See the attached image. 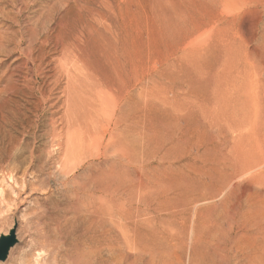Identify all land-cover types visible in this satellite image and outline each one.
<instances>
[{
	"label": "rangeland",
	"instance_id": "374dc122",
	"mask_svg": "<svg viewBox=\"0 0 264 264\" xmlns=\"http://www.w3.org/2000/svg\"><path fill=\"white\" fill-rule=\"evenodd\" d=\"M67 1L31 0L27 10L0 3L8 14H0V36L18 35L0 48V90L7 89L5 110L20 104L23 114L0 138V184L16 172L32 180L25 146L34 130L28 135L22 127L36 119L41 85L55 88L53 102L65 101L67 80L55 85L54 78L79 58V71L91 70L101 89H114L112 115L127 135L129 192L159 203V212L144 213L142 231L161 262L208 260L209 245L226 236L242 237L239 246L258 242L263 188L251 176L264 168V0ZM50 15L55 31L48 37L43 21ZM86 20L92 33H82ZM48 118L41 119L38 138ZM201 198L206 201L199 204ZM244 217L254 222L248 232L238 225Z\"/></svg>",
	"mask_w": 264,
	"mask_h": 264
},
{
	"label": "bare ground",
	"instance_id": "6f19581e",
	"mask_svg": "<svg viewBox=\"0 0 264 264\" xmlns=\"http://www.w3.org/2000/svg\"><path fill=\"white\" fill-rule=\"evenodd\" d=\"M29 1L31 0H0V3H12L19 5L20 9H26ZM87 1L89 3L91 0ZM59 4L57 2L55 5L56 12L58 11L56 6ZM88 10L91 15L92 10L90 8ZM0 14L8 16L5 9H0ZM49 18L43 21L44 34L48 37L50 30L55 31L48 26V23L52 24L54 15H50ZM40 20L42 16L38 19ZM84 23L82 33L86 30L92 33L93 24L88 20ZM31 31L34 37L39 35L36 28ZM25 34H22V37L19 35L20 44L24 43ZM17 36V34L11 38L0 36L1 50ZM5 39L10 41L5 42ZM30 40L28 38L27 51L32 47L33 42ZM1 41L5 43L1 44ZM70 48L71 46L66 49ZM67 52L70 54V51ZM78 61L79 58H75L71 67H65L58 77L54 78L55 85H59L63 77L67 80V85L65 84L67 87L63 88L66 89L65 101L61 103L59 98L58 102H53L54 99L51 100L53 95L50 97V94L55 88L50 86L52 89L50 91L47 90L46 84L41 85L38 87L40 100L35 102L36 119L22 127V133L28 135L34 130L33 143L25 146L24 140L18 141L19 146H25L29 151L28 159L31 166L29 172L32 180L27 181L23 175L14 172L15 176L8 175L0 184V198L6 201L5 204L0 203V233L8 234L16 226L19 241L3 264H163L153 248L154 243L148 239L151 246L149 249L143 242L144 213L159 212V203L144 195L134 198L129 192L131 183L126 177L128 159L124 137L127 135H124L121 119L117 117L118 115H112L117 101L111 96L114 89L112 91L110 87L101 89L98 82H95L91 70L86 69L85 74L79 71ZM6 90H0V138L9 134L7 130L9 127L16 129L15 122L17 123L23 115L20 104L18 108L9 106V109L5 110L4 104L8 103L2 96ZM59 107L64 109L63 113H61L63 109L59 110L61 109ZM46 116H49L46 120L47 132L40 134L39 138L42 141L40 144L37 135L40 121L42 122L41 119ZM136 138L133 139L134 144L137 143L135 140L139 139ZM139 141L141 142L140 139ZM251 180L263 188L259 189V198L260 204L264 207V168L252 175ZM205 199L201 198L197 202L200 204ZM242 219L240 218L239 228L248 232V227L254 222L245 217L243 221ZM257 225L259 227L254 229L256 238L253 239L258 242L250 241L252 244L239 246L240 242H244L242 237L237 240L239 236L235 238L226 236L224 242L218 241L209 245L212 246L213 254L207 258L208 260L199 262L194 260L192 264H253L256 258L260 260L258 264H264V222ZM255 244L259 247L256 248ZM195 259L200 260L196 257ZM185 262L182 263L186 264Z\"/></svg>",
	"mask_w": 264,
	"mask_h": 264
},
{
	"label": "water",
	"instance_id": "95a60500",
	"mask_svg": "<svg viewBox=\"0 0 264 264\" xmlns=\"http://www.w3.org/2000/svg\"><path fill=\"white\" fill-rule=\"evenodd\" d=\"M14 226L8 234L0 233V264L7 261L11 250L18 245V237Z\"/></svg>",
	"mask_w": 264,
	"mask_h": 264
}]
</instances>
